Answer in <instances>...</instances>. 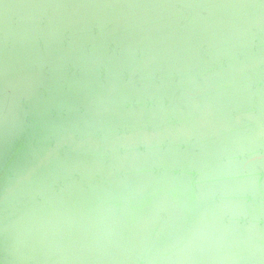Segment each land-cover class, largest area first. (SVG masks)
I'll return each instance as SVG.
<instances>
[{
	"label": "water",
	"instance_id": "obj_1",
	"mask_svg": "<svg viewBox=\"0 0 264 264\" xmlns=\"http://www.w3.org/2000/svg\"><path fill=\"white\" fill-rule=\"evenodd\" d=\"M264 264V0H0V264Z\"/></svg>",
	"mask_w": 264,
	"mask_h": 264
},
{
	"label": "clouds",
	"instance_id": "obj_2",
	"mask_svg": "<svg viewBox=\"0 0 264 264\" xmlns=\"http://www.w3.org/2000/svg\"><path fill=\"white\" fill-rule=\"evenodd\" d=\"M141 264H143V262H141Z\"/></svg>",
	"mask_w": 264,
	"mask_h": 264
}]
</instances>
